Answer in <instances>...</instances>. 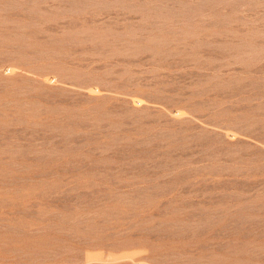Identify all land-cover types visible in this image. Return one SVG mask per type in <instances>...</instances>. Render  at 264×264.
I'll return each mask as SVG.
<instances>
[{
    "label": "rangeland",
    "instance_id": "obj_1",
    "mask_svg": "<svg viewBox=\"0 0 264 264\" xmlns=\"http://www.w3.org/2000/svg\"><path fill=\"white\" fill-rule=\"evenodd\" d=\"M0 264H264V0H0Z\"/></svg>",
    "mask_w": 264,
    "mask_h": 264
}]
</instances>
